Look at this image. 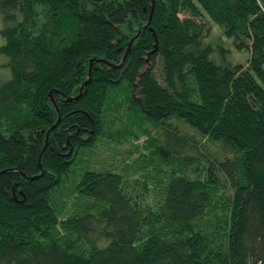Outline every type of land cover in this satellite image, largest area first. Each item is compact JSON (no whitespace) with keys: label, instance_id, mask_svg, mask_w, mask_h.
<instances>
[{"label":"trees","instance_id":"16d2710c","mask_svg":"<svg viewBox=\"0 0 264 264\" xmlns=\"http://www.w3.org/2000/svg\"><path fill=\"white\" fill-rule=\"evenodd\" d=\"M0 11V264H264L258 0ZM210 22L246 64L208 58Z\"/></svg>","mask_w":264,"mask_h":264},{"label":"rangeland","instance_id":"374dc122","mask_svg":"<svg viewBox=\"0 0 264 264\" xmlns=\"http://www.w3.org/2000/svg\"><path fill=\"white\" fill-rule=\"evenodd\" d=\"M258 2L264 9V0H258ZM6 13L7 11H0V45L5 41L1 31L15 23V21L5 18ZM210 24L211 28L208 34L202 39L203 46H207L210 49L208 58L216 64L226 67L235 64H246L248 58L247 49H238L234 38L226 36L219 24L215 22H210ZM2 58L3 56H0V63L3 62ZM0 70L3 71L4 69L0 68Z\"/></svg>","mask_w":264,"mask_h":264},{"label":"water","instance_id":"95a60500","mask_svg":"<svg viewBox=\"0 0 264 264\" xmlns=\"http://www.w3.org/2000/svg\"><path fill=\"white\" fill-rule=\"evenodd\" d=\"M152 9H153V8H152ZM150 19H151V16L149 17L147 24L149 23ZM144 27H145V26H143V28H144ZM138 34H139V32H138L134 37H132V38L129 40L128 45H127V50H126V53L124 54V56H123V58H122V62H121V64L118 65V66H115V67H120V66L122 65V63H123L124 60H125V57H126L127 53H128L129 50H130V46H131L133 40L138 36ZM94 61H96V62H100V61H102V60H94V59H91V60H90V62H89L88 80H87L86 82H84V84L80 87V89H79L80 91H82V87H83L84 85H86V84L89 82V79H90V68H91V65H92V63H93ZM111 66H112V65H111ZM112 67H113V66H112ZM59 121H60V115H58V118H57L56 123H55V124L49 129V131L46 133V140H47V138H48V133H49L50 131H52V130L57 126V124L59 123ZM45 147H46V145L44 146V149H45Z\"/></svg>","mask_w":264,"mask_h":264}]
</instances>
